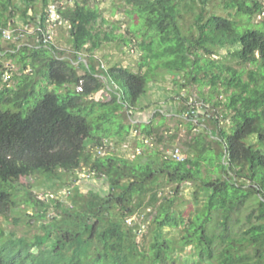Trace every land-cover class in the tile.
I'll list each match as a JSON object with an SVG mask.
<instances>
[{"label":"trees","instance_id":"obj_1","mask_svg":"<svg viewBox=\"0 0 264 264\" xmlns=\"http://www.w3.org/2000/svg\"><path fill=\"white\" fill-rule=\"evenodd\" d=\"M89 1L75 0L74 7L62 13L70 23L68 43L73 51L69 56L52 45L9 44L5 49L0 34V69L7 60L20 70V75L14 77L18 80L16 87L5 85L0 89V216L15 205L20 179L36 174L61 180L85 165L106 188L104 193L90 192L84 207L85 201L57 205L61 218L53 216L52 223L42 225L45 233L35 243L6 239L0 229V264H26L30 258L38 264H142L136 261L142 256L136 243L139 226L128 220L148 209L157 214L153 221L152 264H176L164 228L179 226H185L181 244H193L197 251L191 264H264V25L241 27L223 16H206L204 6L208 0H198L202 11L195 20L197 33L187 36L178 23L176 0H127L134 4L148 32L134 30L137 37H143L139 45L141 70L182 74L189 83L195 78L194 54L214 55L216 48L224 47H234L231 56L242 64H259V71L247 73L248 80L243 72L231 70V92L225 107L232 127L230 131L220 129L216 142L219 150L210 149L206 136L199 135L187 144L191 155L184 161L153 152L148 158L155 162V169L133 178L132 169L137 163L119 161L112 154L99 158L91 152L104 147L106 139L124 141L132 127L139 136L153 138L151 123L142 128L133 123V117L129 122L122 119L124 110H136L147 96L151 76L119 66L97 71L92 56L87 57V65L78 62V53L93 55L117 38L114 30L118 27ZM34 2L25 0L21 14L25 22L36 20L30 15ZM49 2L42 1L44 8ZM12 6V0H0V28L9 25ZM223 7L247 17L249 22L264 11L262 0H227ZM110 24L113 29L108 31L105 26ZM120 37L124 39V35ZM102 90L109 96L96 100L94 95ZM158 115L155 113L154 118ZM252 136H256V143L251 141ZM144 146L142 139L139 148ZM204 169L209 172L206 177ZM79 182L86 184L87 180ZM187 183L197 184L196 197L200 192L207 196L188 223L183 217L176 218L173 199L162 195L165 188L175 185L177 196ZM75 196L81 198L79 190ZM24 197L27 205L47 206L28 190ZM245 207L249 227L239 238H232L233 215ZM44 213L35 217L41 220ZM218 217L221 220L216 221ZM8 248L17 253L6 258L4 251ZM22 254L25 261L18 260Z\"/></svg>","mask_w":264,"mask_h":264},{"label":"rangeland","instance_id":"obj_2","mask_svg":"<svg viewBox=\"0 0 264 264\" xmlns=\"http://www.w3.org/2000/svg\"><path fill=\"white\" fill-rule=\"evenodd\" d=\"M42 1L35 0L33 9L30 12L31 16L35 17L44 11L45 8ZM70 1L68 0V2ZM226 1L208 0L204 6L205 15L216 14L223 16L235 21L241 27L252 26L261 28L264 25V17L260 14L254 15L249 22L247 17L237 16L234 10H224L223 6ZM176 2L180 9L178 23L182 33L187 36H195L197 33L195 20L202 11V4L198 0H176ZM262 2L264 4V0ZM12 3L11 10L13 17L11 21L21 24L24 21L21 18V14L23 9H25V0H12ZM74 4L75 0H72L68 4V7H74ZM89 4L93 8L97 7L108 21L118 27L114 30L117 38L110 43L104 44L97 52L102 57L105 67L108 69L119 66L128 68L135 73L149 72L151 76L148 81L147 96L139 101L138 108L132 114L126 110L122 112V119L125 122L133 121L134 118L140 121L133 123L141 124L142 128L145 123L153 125V138H150L149 143L142 149V152L145 151V155L140 156L137 153L139 143L142 142L143 137L135 135L134 128L132 127V133L126 136L124 141L111 139V147L106 150L105 156H100L99 158L112 154L119 161L124 159L131 164L137 163L136 167H133L135 164L131 165L133 167L131 177L139 178L155 169V162L153 160L150 161L151 159L148 158L153 152L162 153L179 149L184 157H188L191 155V152L187 144L199 135L206 136V142L210 149L219 150L220 147L216 142L220 139V129L223 128L230 131L232 127L231 115L225 107L231 92L229 89L232 79L231 70L235 69L238 72H243L245 80H248L247 73L251 70L259 71V64H242L231 56V53L235 50L234 47H224L216 48V54L214 55L202 52L194 54L195 66L193 73L195 78L189 83L182 74L172 75L163 70L156 73L152 72L150 68L141 70L142 53L139 50V45L143 37H137L134 30L141 31L139 33L148 32L134 4L130 5L127 0H91ZM105 29L111 31L113 25L105 26ZM120 35H124V39ZM69 37V31L66 28H61L59 30L57 45L61 48L69 47ZM27 40L29 43H32L31 39ZM125 40H131V42L127 43ZM1 46L5 49L9 48V44L2 40ZM1 64L3 68L2 70L0 69V72L5 73L9 71L11 75L9 88L16 87L18 80L14 77L20 75L19 66L7 60H4ZM96 66L97 71H100L99 65L96 64ZM3 86L5 84L1 82L0 76V89ZM108 96L107 92L102 90L94 95V98L96 100H105ZM155 113H159V115L154 118ZM200 117L202 119L199 125L196 120L200 119ZM189 122L193 123L191 127L189 126ZM251 141L256 143V136H252ZM262 150L264 152L263 147ZM96 151H92L91 154L95 155ZM88 170L89 168L84 165L77 173L65 175L61 180H50L48 177L39 174L21 178L17 184L18 191L14 199L15 205L5 216H0V229L5 233V238L15 240L26 239L31 243H35L34 240L45 233L42 225L52 223L51 217L53 216L58 220L61 218V209H58L57 205L70 206L73 202L81 203L85 201L84 207L90 192L101 191L102 193L106 187L97 177L92 176L90 179H86V184L79 182L88 174ZM203 172L205 177L209 174L206 169ZM175 187V185L168 186L162 191V195L168 199H173L172 212L176 218L183 217L188 223L195 213L203 207L207 196L204 192H200L197 197L195 196L194 193L198 190V186L195 183L183 185L181 193L177 196L175 195ZM26 190L31 192L32 197L42 201L47 206L44 208L41 205L33 207L25 204L23 200ZM77 190H79L81 198L80 196H77L78 198L75 196ZM68 191L72 193L70 196L67 195ZM43 210L45 211L44 218L39 220L35 215L43 213ZM248 213L245 207L233 215L232 225L230 226L232 227V233L230 234L232 238H239L242 232L249 227L247 222ZM156 215L155 211L150 212L148 209L138 212L132 220L129 219L132 225L136 224L139 226L136 243L142 256L137 257L136 261H140L142 264H152L153 262V221ZM219 220L221 218L218 217L216 221ZM184 227L164 228L165 238L169 240L174 249L171 258L176 264H191V258L197 256V251L194 249L193 244L189 246L181 244ZM216 233L218 234L219 231H216ZM217 243L219 244V242ZM15 253H17L16 250L8 248L4 251V256L7 258L14 256ZM90 254L93 258L95 254L94 248L91 249ZM18 260L25 261V254H22ZM26 264L38 263L37 260L33 261L30 258L26 261Z\"/></svg>","mask_w":264,"mask_h":264},{"label":"built area","instance_id":"obj_3","mask_svg":"<svg viewBox=\"0 0 264 264\" xmlns=\"http://www.w3.org/2000/svg\"><path fill=\"white\" fill-rule=\"evenodd\" d=\"M72 2V0L70 1ZM68 0H52L48 3L43 12L36 15L35 22H25L22 21L21 24H16L15 21H10L9 25L4 28H0L1 39L3 42L12 45H21L23 43H29L27 39H31V45H41V46H55L58 50L65 51L67 55H70L72 52V47L61 48L57 45V39L59 35V30L61 28H66L69 30L70 23L65 20L63 17V12L68 9V4L70 3ZM44 13V16H43ZM262 17H264V11L261 13ZM92 56L97 64L100 67V71L104 70L106 67L104 65V61L102 57L96 53L93 55H86L84 53H78V62L85 63L87 65L88 60L87 57ZM11 80V75L9 71L5 72L1 76V82L9 87V83ZM81 90V89H80ZM108 94V93H107ZM109 95V94H108ZM133 109L129 111L130 114L133 113ZM194 116V115H193ZM199 119L196 121L198 122ZM134 134L139 135V131L134 129ZM145 144L149 143L150 138H142ZM111 147V143L109 139L104 141V147L99 148L97 150L98 156H105L106 150ZM137 153H142V148L137 149ZM165 157L172 158L176 161H184L186 157H184L179 149H174L170 151L163 152ZM94 173H91L90 169L88 170V174L84 177L89 179L94 176ZM67 195H71V191H68ZM132 220V219H131ZM129 224H132L131 221L128 220Z\"/></svg>","mask_w":264,"mask_h":264},{"label":"crops","instance_id":"obj_4","mask_svg":"<svg viewBox=\"0 0 264 264\" xmlns=\"http://www.w3.org/2000/svg\"><path fill=\"white\" fill-rule=\"evenodd\" d=\"M138 121H140V120H135V122H138Z\"/></svg>","mask_w":264,"mask_h":264}]
</instances>
